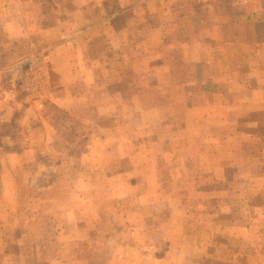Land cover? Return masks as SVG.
Returning <instances> with one entry per match:
<instances>
[{
	"label": "crops",
	"instance_id": "1",
	"mask_svg": "<svg viewBox=\"0 0 264 264\" xmlns=\"http://www.w3.org/2000/svg\"><path fill=\"white\" fill-rule=\"evenodd\" d=\"M112 1L108 5L107 0H0V31L5 37L0 44V264H29L21 249L23 235H11L10 227L17 221L19 203L12 200L18 192L17 176L25 160L34 157L28 158L31 143L27 137L25 141V99L16 96L13 83L3 74L21 56L44 53L49 69L57 73V89L46 96V114L38 118L46 133L57 130L47 118L46 105L70 112L67 100L72 106L79 93L75 84L87 80L75 75L76 67L122 66L127 58L137 64L136 55L131 59L130 54L139 46L151 54L142 64L154 66L156 83L164 82L157 72L163 68L166 82L185 90L176 101L178 109L176 102L172 111L168 105L163 108L166 114L181 113V122L167 121L148 143L172 151L163 157L177 165L167 166L173 169H165V177L244 179L247 188L196 184L166 190L154 182L153 189L143 187L137 194L149 192L152 198L150 222L120 218L121 229L111 236L104 231L108 224L96 216L103 209L71 204L69 216L52 220L58 221L54 231L69 228H63L69 231L64 237L57 233L62 243L38 235L30 246L36 264H84L79 259L84 242L85 257L100 258L101 264H264V133L257 132L259 124L248 118L264 112V0ZM103 40L115 51L112 59L95 61L78 54ZM213 65L218 70L208 73ZM101 81L107 88L109 78ZM205 81L217 84L215 90L197 86ZM153 157L150 161L156 162L158 156ZM151 176L163 175L154 171ZM172 192L173 196L160 197ZM142 204L137 202L135 211ZM84 205L86 212L91 208L93 218H80ZM163 208L167 214L160 218ZM66 257L69 260H63Z\"/></svg>",
	"mask_w": 264,
	"mask_h": 264
},
{
	"label": "rangeland",
	"instance_id": "2",
	"mask_svg": "<svg viewBox=\"0 0 264 264\" xmlns=\"http://www.w3.org/2000/svg\"><path fill=\"white\" fill-rule=\"evenodd\" d=\"M113 3L112 0L106 2L108 5ZM47 19V22L55 23L54 18ZM4 40V34L0 31V44ZM139 47L136 52L129 53L131 59L136 55L137 64H134V60L129 62L128 58H125L126 63L122 66L94 64L90 67L85 65L76 67L75 75L87 79L81 80L84 84L85 81H89L87 87L82 82L75 84L74 89L79 93L75 97L77 102L72 106V101L67 100V105L71 107L70 112L59 111L53 108V104L46 105L49 113L47 118L54 128L57 127V130H48L46 133L41 129L38 118L46 114V111L43 112L46 96L50 91L57 89V73L49 69V61L45 59L44 53L35 51L33 55L21 56L11 70L3 74L13 83L11 85L16 91V96L21 101L25 99L22 101L27 117L25 141L27 137L31 143L28 158L34 155L32 160L31 158L25 160L23 172L17 176L18 192L12 198L14 202L19 203L14 215L17 221L15 226L10 227L13 231L11 235H23L21 249H25L29 264H36L30 246L33 247L38 235L51 236L52 240L62 243L59 238L69 232H64L63 228L65 227L66 230L69 228L65 225L54 231L53 224H57L58 221L52 220L69 216L71 204H93L103 209V212L99 211V215L97 213L96 216H100L104 223L108 224L104 227V231H107L106 236H111L117 235L118 230L121 229L120 218L129 216L141 219L145 225L150 222L147 212L148 201L152 198L149 197V192L137 194L143 187L147 190L152 188L154 182L166 190L171 189L172 186H196V184L210 187L236 185L243 189L247 188L244 179L226 178L217 181L165 177V169H173L167 166L173 165L175 168L177 165L175 162L168 163L163 157L172 151H168L169 147L152 146L148 143L153 133L163 131L164 128L161 129V126L164 127L167 121L175 120L176 124L181 122V113L175 111L166 114L163 108L168 105L171 111L174 110L173 102L181 98V92L185 90L180 89V85L177 87V84L166 82L167 71L163 68H159L157 72L159 77H164V82L156 83L157 73L154 66L142 64L151 54L149 51H141ZM125 53H128L127 49ZM78 54L82 59L93 56L95 61L96 59L101 61L102 58L112 59L116 56L111 47L107 48L104 40L93 43L89 48L83 47ZM2 57L0 48V62ZM113 61H116L115 58ZM29 65L32 69L28 68ZM215 70L218 68L213 65L211 71L207 70V72ZM22 76L25 78H21ZM105 76L109 78L107 88L102 87L101 83ZM19 79H26L28 82L37 80V83L29 84L28 88H24ZM232 84L227 82L226 86L235 88ZM198 85L205 91L212 92L217 84L205 81L202 84L197 83ZM86 91L92 92L91 95ZM103 92L105 95H102ZM248 118L259 124V127L255 128L257 132L264 133V112L253 113ZM27 126L30 129H27ZM168 132L164 133L163 137H166ZM153 156H158L156 162L150 161ZM154 171L163 176L159 179L152 178L151 174ZM69 186L72 187L68 188ZM173 195L174 192L163 193L160 197ZM257 196L259 194L255 197ZM137 202L144 205H138L140 210L135 211ZM85 205L78 214L80 218L93 215L89 212L91 208L87 212L84 210ZM166 214L167 211L163 208L159 217L163 218ZM57 233L60 237H57ZM85 247V242L80 245L83 251L80 252L79 259L84 264L86 261L101 264L100 258L85 257ZM58 259L62 260L59 256ZM63 260H69V257ZM41 261L45 262L43 259Z\"/></svg>",
	"mask_w": 264,
	"mask_h": 264
},
{
	"label": "built area",
	"instance_id": "3",
	"mask_svg": "<svg viewBox=\"0 0 264 264\" xmlns=\"http://www.w3.org/2000/svg\"><path fill=\"white\" fill-rule=\"evenodd\" d=\"M28 68H29V69H32L31 65H29ZM20 76H21V75H20ZM21 78H25V77L22 76ZM19 80H20V83L23 84L24 88H28V87H29V84L32 85V84L35 83V82L37 83V80H31V81H29V82L26 81V79H24V80L19 79Z\"/></svg>",
	"mask_w": 264,
	"mask_h": 264
}]
</instances>
